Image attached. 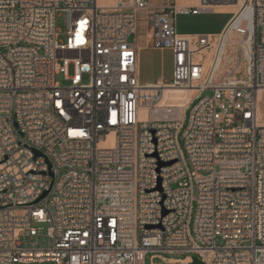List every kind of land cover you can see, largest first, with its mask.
<instances>
[{
	"label": "built area",
	"instance_id": "2783aa9c",
	"mask_svg": "<svg viewBox=\"0 0 264 264\" xmlns=\"http://www.w3.org/2000/svg\"><path fill=\"white\" fill-rule=\"evenodd\" d=\"M150 1L0 0V264H264V0ZM234 4L218 34L177 32ZM143 17L169 81H139Z\"/></svg>",
	"mask_w": 264,
	"mask_h": 264
},
{
	"label": "rangeland",
	"instance_id": "374dc122",
	"mask_svg": "<svg viewBox=\"0 0 264 264\" xmlns=\"http://www.w3.org/2000/svg\"><path fill=\"white\" fill-rule=\"evenodd\" d=\"M103 1V0H102ZM236 8L231 6H222L216 8L215 10H227V11H218V12H206L200 13L199 15H177L176 16V29L178 32H190V33H204L207 31H212L219 29L230 19L231 15L228 11H234ZM56 26L59 32V39L61 41H66L67 39V13L62 11L58 13L56 19ZM150 29L147 26L148 30ZM145 27H140V32H144ZM139 44L141 49L139 50V58H140V66H139V77L141 84H148L150 82H156L159 78L165 80H171L173 77L174 71V58L173 53L169 49H154L152 47H146V40L141 37L139 39ZM70 73H73V67L70 66ZM241 77V74L237 76ZM57 80L63 86L69 84V81L64 78L63 74L57 76ZM88 77H85V81L88 82ZM190 92L183 91H169V96L173 98V102L178 105L185 106L189 99ZM261 108L264 112V98L261 103ZM183 143L182 139L180 140ZM38 246L48 247L51 245V240L47 237L39 238ZM27 246H32L30 244V240L27 241ZM153 253H148L146 255L144 264H155L164 263L162 258L156 257L152 260ZM156 255H160L164 257H175V258H184L187 255L190 257L195 256L192 253L186 252H163L157 253ZM16 264H53L51 262H41V263H16ZM185 264V263H178ZM191 264V263H186Z\"/></svg>",
	"mask_w": 264,
	"mask_h": 264
},
{
	"label": "crops",
	"instance_id": "0c3cea01",
	"mask_svg": "<svg viewBox=\"0 0 264 264\" xmlns=\"http://www.w3.org/2000/svg\"><path fill=\"white\" fill-rule=\"evenodd\" d=\"M104 2H107V1H109V2H111V0H103ZM176 3L177 4H179V5H190V6H195V5H199V3H200V0H176ZM165 4V0H151L150 1V5H151V9H154V8H156V7H159V6H162V5H164ZM216 8H219V7H215L213 10H211V11H204V12H201V14L202 13H206V12H218V11H227V10H215ZM228 12H230V15H231V11H228ZM200 14V13H199ZM199 14H197V15H199ZM190 15H192V14H190ZM144 18L145 17H143V20L141 21V23H140V27L141 26H144L145 27V30H144V32H140V28H139V33H138V35H137V41H139V39L141 38V37H143L145 40H146V47H149V45H150V41H151V32H150V29H148V30H146L147 29V26H149L148 25V23L144 20ZM229 21V20H228ZM227 21V22H228ZM226 22V23H227ZM226 25V24H225ZM225 25H223L222 27H220L219 29H216V30H212V31H207V32H204V33H190V32H178V33H180V34H218V33H220L222 30H223V28L225 27ZM150 27V26H149ZM138 45H139V49H141V46H140V44H139V42H138ZM170 50V49H169ZM172 51V50H171ZM173 53V52H172ZM159 79H161V78H159ZM158 79V80H159ZM157 80V81H158ZM139 81H140V77H139ZM156 81V82H157ZM156 82H150V83H148V84H153V83H156ZM143 85H145V84H143ZM156 257H161L162 258V260H163V262L164 263H167V264H178V263H191L190 262V256L189 255H187L186 257H184V258H175V257H162V256H160V255H155V256H153L152 255V260L154 259V258H156ZM187 259H189V261H186ZM152 264H155L154 262H152ZM158 264H162V263H158Z\"/></svg>",
	"mask_w": 264,
	"mask_h": 264
},
{
	"label": "water",
	"instance_id": "95a60500",
	"mask_svg": "<svg viewBox=\"0 0 264 264\" xmlns=\"http://www.w3.org/2000/svg\"><path fill=\"white\" fill-rule=\"evenodd\" d=\"M44 195H46V193ZM191 264H203V261L200 260L197 256H193Z\"/></svg>",
	"mask_w": 264,
	"mask_h": 264
},
{
	"label": "bare ground",
	"instance_id": "6f19581e",
	"mask_svg": "<svg viewBox=\"0 0 264 264\" xmlns=\"http://www.w3.org/2000/svg\"><path fill=\"white\" fill-rule=\"evenodd\" d=\"M228 6H231V7H235V8H237V5H228ZM218 7H222V6H218ZM183 92H185V91H183ZM186 261H189V259H187Z\"/></svg>",
	"mask_w": 264,
	"mask_h": 264
}]
</instances>
